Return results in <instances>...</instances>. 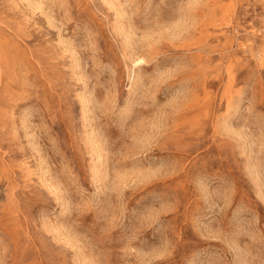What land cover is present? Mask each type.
I'll return each instance as SVG.
<instances>
[{
	"label": "rangeland",
	"instance_id": "obj_1",
	"mask_svg": "<svg viewBox=\"0 0 264 264\" xmlns=\"http://www.w3.org/2000/svg\"><path fill=\"white\" fill-rule=\"evenodd\" d=\"M0 264H264V0H0Z\"/></svg>",
	"mask_w": 264,
	"mask_h": 264
}]
</instances>
